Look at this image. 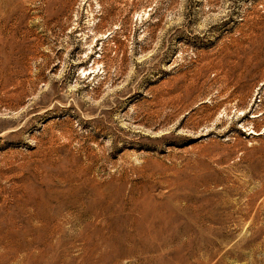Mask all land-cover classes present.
Masks as SVG:
<instances>
[{"label":"rangeland","instance_id":"rangeland-1","mask_svg":"<svg viewBox=\"0 0 264 264\" xmlns=\"http://www.w3.org/2000/svg\"><path fill=\"white\" fill-rule=\"evenodd\" d=\"M0 264H264V0H0Z\"/></svg>","mask_w":264,"mask_h":264}]
</instances>
